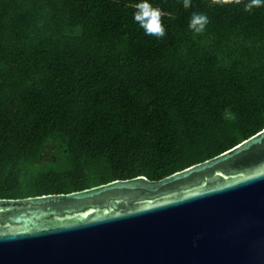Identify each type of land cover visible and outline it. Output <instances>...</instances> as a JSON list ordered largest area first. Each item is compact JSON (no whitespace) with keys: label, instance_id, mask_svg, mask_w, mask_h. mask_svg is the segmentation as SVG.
I'll use <instances>...</instances> for the list:
<instances>
[{"label":"trees","instance_id":"obj_1","mask_svg":"<svg viewBox=\"0 0 264 264\" xmlns=\"http://www.w3.org/2000/svg\"><path fill=\"white\" fill-rule=\"evenodd\" d=\"M138 2L0 0V199L160 181L264 130V7L149 0L157 39Z\"/></svg>","mask_w":264,"mask_h":264},{"label":"water","instance_id":"obj_2","mask_svg":"<svg viewBox=\"0 0 264 264\" xmlns=\"http://www.w3.org/2000/svg\"><path fill=\"white\" fill-rule=\"evenodd\" d=\"M0 264H264V130L160 181L0 199Z\"/></svg>","mask_w":264,"mask_h":264},{"label":"clouds","instance_id":"obj_3","mask_svg":"<svg viewBox=\"0 0 264 264\" xmlns=\"http://www.w3.org/2000/svg\"><path fill=\"white\" fill-rule=\"evenodd\" d=\"M183 7H191V0H182ZM264 7V0H247L244 4L246 12L252 11L254 8ZM133 20L138 27L143 29L144 35L160 39L165 36V28L161 23L163 15L159 7H153L149 0H139L134 5ZM209 22L208 16L203 13H192L188 28L194 35L201 34L205 31Z\"/></svg>","mask_w":264,"mask_h":264},{"label":"rangeland","instance_id":"obj_4","mask_svg":"<svg viewBox=\"0 0 264 264\" xmlns=\"http://www.w3.org/2000/svg\"><path fill=\"white\" fill-rule=\"evenodd\" d=\"M225 119H226V121H227L229 127H230L231 129H234V128H235V125H236L235 117H234L232 114H230V113L227 112V113L225 114Z\"/></svg>","mask_w":264,"mask_h":264}]
</instances>
